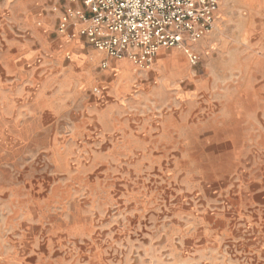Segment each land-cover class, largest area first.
I'll list each match as a JSON object with an SVG mask.
<instances>
[{
    "label": "rangeland",
    "instance_id": "rangeland-1",
    "mask_svg": "<svg viewBox=\"0 0 264 264\" xmlns=\"http://www.w3.org/2000/svg\"><path fill=\"white\" fill-rule=\"evenodd\" d=\"M7 4L0 264H264V0H220L194 65L113 71L51 0Z\"/></svg>",
    "mask_w": 264,
    "mask_h": 264
},
{
    "label": "built area",
    "instance_id": "built-area-1",
    "mask_svg": "<svg viewBox=\"0 0 264 264\" xmlns=\"http://www.w3.org/2000/svg\"><path fill=\"white\" fill-rule=\"evenodd\" d=\"M51 1L63 5L53 8L60 10V33L76 29L96 51L142 67L160 49L183 50L194 65L191 47L213 29L220 0Z\"/></svg>",
    "mask_w": 264,
    "mask_h": 264
},
{
    "label": "crops",
    "instance_id": "crops-1",
    "mask_svg": "<svg viewBox=\"0 0 264 264\" xmlns=\"http://www.w3.org/2000/svg\"><path fill=\"white\" fill-rule=\"evenodd\" d=\"M8 0H0V11L3 10L5 13H7V8H8V4H7ZM17 1V0H16ZM19 4H22L24 0H18ZM31 1V3H33L34 6H39L40 2L42 0H29ZM52 3L55 5H61L57 2L52 1ZM56 16L54 15H49L47 18H45L43 20V25L45 27H51V25L53 24L54 20H55ZM77 32L76 29H70L69 33H74ZM78 34V33H77ZM78 36V35H76ZM68 46L69 48L73 49L76 53L81 54V56L83 57V62L87 65H95L98 64L99 62V66L101 67L102 63L106 64V68L103 70H110L113 71L114 69H125V67L127 66V64H129L128 61L125 60H116L113 58H110L108 56H106L104 53L96 51V50H92L89 51L88 54H84V52H82L84 50V42H81V39L79 38V41H75V42H68ZM158 54V53H157ZM156 54V55H157Z\"/></svg>",
    "mask_w": 264,
    "mask_h": 264
},
{
    "label": "bare ground",
    "instance_id": "bare-ground-1",
    "mask_svg": "<svg viewBox=\"0 0 264 264\" xmlns=\"http://www.w3.org/2000/svg\"><path fill=\"white\" fill-rule=\"evenodd\" d=\"M123 60L127 61L126 59H123Z\"/></svg>",
    "mask_w": 264,
    "mask_h": 264
}]
</instances>
